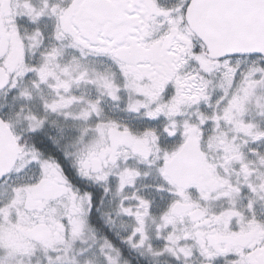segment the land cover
<instances>
[{
  "label": "snow or ice",
  "instance_id": "6c2138e0",
  "mask_svg": "<svg viewBox=\"0 0 264 264\" xmlns=\"http://www.w3.org/2000/svg\"><path fill=\"white\" fill-rule=\"evenodd\" d=\"M0 264H264V0H0Z\"/></svg>",
  "mask_w": 264,
  "mask_h": 264
}]
</instances>
